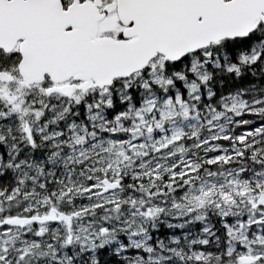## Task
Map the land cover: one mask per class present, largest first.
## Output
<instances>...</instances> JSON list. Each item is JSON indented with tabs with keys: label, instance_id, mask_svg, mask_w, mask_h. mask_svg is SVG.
<instances>
[{
	"label": "snow or ice",
	"instance_id": "6c2138e0",
	"mask_svg": "<svg viewBox=\"0 0 264 264\" xmlns=\"http://www.w3.org/2000/svg\"><path fill=\"white\" fill-rule=\"evenodd\" d=\"M54 97L66 101L56 117L82 110L127 135L93 145L108 158L80 183H40L41 197L27 169L42 176L44 161L11 141L48 143L49 162L84 142L76 121L68 141L48 132ZM74 189L91 203L67 204ZM37 262L264 264V0H0V264Z\"/></svg>",
	"mask_w": 264,
	"mask_h": 264
},
{
	"label": "rangeland",
	"instance_id": "374dc122",
	"mask_svg": "<svg viewBox=\"0 0 264 264\" xmlns=\"http://www.w3.org/2000/svg\"><path fill=\"white\" fill-rule=\"evenodd\" d=\"M44 104L48 105V107L50 108V111L48 113L45 114V119L48 121V132H54L56 130H61V129H57V127L54 125L57 123L58 120H61L62 118L56 117V112L57 111H61V106L66 104V101L61 100L59 97H54L51 99H47L44 101ZM64 119V118H63ZM5 123V122H4ZM53 123V125H52ZM93 123L99 125L100 121H96V122H92L91 124L93 125ZM91 125V126H92ZM127 124H122L121 125V129H123L124 127H127ZM44 127V121H34L33 122V128H43ZM108 127H111V125H109ZM86 131H80L79 128L77 129V134L78 135H82L85 137L84 142L80 145H75L73 144L72 148H69L67 146V144H62L61 145V149H60V155L56 158L53 159L52 162H49L47 160V156L51 154L52 151H56L57 149L54 148V150L52 151H48L46 153V157L44 158H38L35 160V162H33V164H40V161L43 160V164H40L41 167V171L43 172V175L41 176L39 173H37L36 169L33 168H29L27 169L29 176H34L36 177V184H37V188L36 191L40 192L41 197L45 194L44 192H42L38 185L40 183H44L46 181H55L56 177L58 176H64L65 179H67V172H71L72 173V179L76 182V183H80L81 182V172L82 170L91 168V167H95V161L101 159V156H103L104 159H107V154L106 153H101V149L100 147H93V145H98L100 143V141H107L110 137L115 141V140H119V139H123L127 134L124 133L123 131H118L116 136H111V133L106 132V131H100L98 128L94 129L93 126L91 128H85ZM66 128L65 135L63 137H60L56 142L60 143V141H68L71 138V131ZM95 131V136H89L87 133L88 132H93ZM45 135H47V133H44ZM160 135V133H155L154 136L158 137ZM139 142H143L145 144H151L152 141L148 140L146 137H142V140ZM138 143V142H136ZM184 146L185 148L188 149L189 154H191L193 152V149L189 146V142L185 141L184 142ZM144 151H149V149H145ZM73 156V159L71 161L66 160V157L69 155ZM165 155V153L161 152V153H156V156H163ZM148 159H152L151 154L148 156ZM45 162H48V166H45ZM139 163V161H138ZM55 168V169H54ZM30 171V172H29ZM129 171H131V169H129ZM210 179V178H209ZM217 181H219L221 179L219 172H217V176L215 178ZM127 182H123L122 185V191L124 193V195L120 196V200L124 201L126 200L128 197L133 195L132 190L129 188V184L131 183V181L126 177ZM55 186V185H53ZM58 187V186H57ZM135 199L139 200L141 199V195L139 192V189L136 190L135 192ZM36 197H34L35 199ZM107 198H111V195ZM65 202L69 205H73L75 207H83L86 204L91 203L90 201L87 200V198L82 195L80 192L75 191V189L73 190V193L71 196L69 197H65ZM21 207L23 206V197H21ZM74 210V209H73ZM127 208L122 209V212H127ZM233 212H236V209L232 210ZM241 211H243V209H241ZM101 212H97L96 215H101ZM81 215H83V213H81ZM92 212L91 210H89L88 215L84 216L83 219V223L88 224L90 223L88 216H91ZM204 215L206 217V220L211 223V220L214 218L217 223H218V217L216 214L215 209L209 207L207 209L204 210ZM77 223L79 224V221H77ZM214 225V224H213ZM163 227V226H162ZM201 227L200 222H196L194 224H185L184 227L182 229H177L176 231L179 232H189V233H197L199 231ZM165 234L166 230H165ZM42 262H37V264H41Z\"/></svg>",
	"mask_w": 264,
	"mask_h": 264
},
{
	"label": "trees",
	"instance_id": "16d2710c",
	"mask_svg": "<svg viewBox=\"0 0 264 264\" xmlns=\"http://www.w3.org/2000/svg\"><path fill=\"white\" fill-rule=\"evenodd\" d=\"M76 109L74 108L73 109V112H75ZM72 121H76L77 122V129L79 128V122L80 121H83L84 122V126L85 128H91L92 126V122L91 121H88L86 116L84 115L83 111L81 110L80 114L79 115H67L65 116L64 119H61V120H58L56 124H54L57 129H62V130H65L66 131V127H65V124L66 122L67 123H70ZM4 123V122H3ZM9 123H15L14 121H9ZM53 125V123H52ZM71 131V130H69ZM68 131V132H69ZM14 136L16 137V139L14 141H11L12 143H15L17 147H19L21 149V153L19 155H21L22 157L23 156H27V158L33 163L35 162L36 159L38 158H44L46 157V153L48 151H52L54 150V148H50L48 143H44L42 146H40L38 148V150H35V151H31V150H28L25 148L24 146V143L23 141L20 140V133L17 131V132H14ZM39 143V141H38ZM45 166H48V162H45L44 163ZM248 167H253V165L251 163L248 164ZM55 169V168H54ZM30 172V171H29ZM219 172V170H218ZM9 177H11V173H9ZM205 179H209V177H206L204 176L203 174H201V180H205ZM124 182H127L126 178L124 180ZM211 224H214L216 225L217 224V221L213 218L211 220ZM41 264H44V262H42Z\"/></svg>",
	"mask_w": 264,
	"mask_h": 264
},
{
	"label": "flooded vegetation",
	"instance_id": "af4514ba",
	"mask_svg": "<svg viewBox=\"0 0 264 264\" xmlns=\"http://www.w3.org/2000/svg\"><path fill=\"white\" fill-rule=\"evenodd\" d=\"M61 99V98H60ZM62 100V99H61ZM5 123H9V121H5Z\"/></svg>",
	"mask_w": 264,
	"mask_h": 264
}]
</instances>
